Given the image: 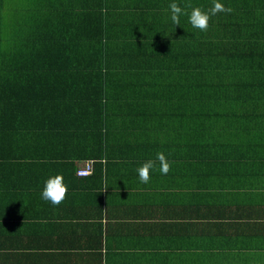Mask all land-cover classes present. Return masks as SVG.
<instances>
[{"label":"trees","instance_id":"1","mask_svg":"<svg viewBox=\"0 0 264 264\" xmlns=\"http://www.w3.org/2000/svg\"><path fill=\"white\" fill-rule=\"evenodd\" d=\"M52 1L30 0L26 10H33L31 15L17 23L4 45L7 0H0V222L13 216L7 214L16 210L15 201L34 202L41 195L37 182L43 176L36 174L44 171L45 184L67 171V155L49 161L59 143L68 144L69 156L77 157L79 151L84 164L76 171V165L71 167L72 175L88 182L99 168L100 177L106 176L104 150L114 154L112 159L120 156L114 139L124 140L127 130L140 139L148 137L158 152L172 150L166 158L183 172L180 190L186 199L207 198V170L223 184L224 151L251 159L254 152L240 150L231 134L230 129L240 126L224 121L245 120L246 130H254L250 121H256L264 133V0H219L233 11L212 16L206 32L194 28L189 15L193 7L209 11L214 0ZM172 2L188 13L179 24L171 21ZM47 9L56 12L47 15ZM146 10H160L170 18L165 33L153 35L162 37L161 45L151 38L157 16L141 14ZM114 17L120 21L117 32L110 28ZM114 71L145 88L130 111L114 109L119 105L113 103L107 82ZM170 121L181 129L177 140L164 134ZM225 134L232 141L224 143ZM261 145L256 149L264 150ZM88 165L91 174L79 176ZM227 185L238 191L231 177ZM100 187L98 192L103 181ZM195 213L205 217L211 207ZM10 251L7 240L0 242L1 261L9 259Z\"/></svg>","mask_w":264,"mask_h":264},{"label":"crops","instance_id":"2","mask_svg":"<svg viewBox=\"0 0 264 264\" xmlns=\"http://www.w3.org/2000/svg\"><path fill=\"white\" fill-rule=\"evenodd\" d=\"M109 11L118 14V10ZM151 11L140 13L151 18L157 16L150 26L154 28L151 38L161 45L162 37L153 35L165 33L170 18L160 10ZM119 23L116 17L111 19V30L117 32ZM119 72L109 73L107 82L112 86L109 92L113 103L119 105L114 109L122 107L130 111L128 107L136 106L133 102L141 98L140 92L145 88L135 86L128 76ZM174 121L165 125L170 130L164 134L177 140L181 129L173 128ZM245 122L224 121L242 128L230 129L240 150L246 153L250 148L263 157L251 154L250 160L243 161L240 154L224 151L223 184L218 185L219 175L211 173L210 176L207 170L205 200L198 196L183 197L180 190L183 172L176 165L171 164L169 173L163 175L157 161L150 181L141 183L137 168L145 161L156 160L158 151L150 145L148 137H135L130 133L132 130L124 132V140H113L115 151L121 147L118 158L112 159L114 154L107 149L103 151L106 176L100 177L99 168L98 176L88 182L72 175L84 164L78 159V149V156L72 157L66 149L68 144L59 143L54 158L49 161L55 162L62 155L68 157L70 166L61 172L69 187L67 199L58 206L43 200L41 195L34 198V202L15 201L16 210L7 214L13 216L7 218L8 222H0V242L7 240L12 253L8 260H0L1 264H264V150L256 149L257 145L262 147L264 133L257 127L258 122L250 121L254 130H246ZM222 140L224 143L232 141L226 134L222 135ZM141 143L147 146L139 147ZM122 158L125 161H121ZM75 165L77 168L72 171ZM43 173L36 174L43 176L37 182L41 189ZM229 177L238 191L224 186ZM101 181L104 187L98 192ZM87 186L93 189L86 191ZM199 207L202 211L211 207V213L201 217L195 213ZM15 215L21 217L12 219Z\"/></svg>","mask_w":264,"mask_h":264},{"label":"clouds","instance_id":"3","mask_svg":"<svg viewBox=\"0 0 264 264\" xmlns=\"http://www.w3.org/2000/svg\"><path fill=\"white\" fill-rule=\"evenodd\" d=\"M171 11V20L174 24L180 23L181 15H188L185 10L180 7L176 2L169 4ZM233 10L230 7H225L219 0H214L213 7L209 11H203L200 7H193L189 15V21L194 28L200 31H207L209 28V22L212 16L224 12L231 13ZM159 161V171L163 175H167L171 170V163L167 160L163 152L156 154V160L145 161L141 166L137 168L139 180L143 184H147L151 179V173L156 168V162ZM90 174V173H89ZM68 186L64 182L62 175L57 174L49 177L44 184L41 191V198L50 202L54 206H58L67 199Z\"/></svg>","mask_w":264,"mask_h":264},{"label":"rangeland","instance_id":"4","mask_svg":"<svg viewBox=\"0 0 264 264\" xmlns=\"http://www.w3.org/2000/svg\"><path fill=\"white\" fill-rule=\"evenodd\" d=\"M55 1V2H54ZM52 1L53 3H57L58 0ZM30 0H7L6 8L3 10V16H4V23L7 24L5 28V33L3 39L5 40L3 42L4 45H7V39H11L10 35L12 34V30L16 27L17 23L19 21L24 20L28 15H31V11L33 10H26V6L28 7ZM11 7H15L12 10H9ZM45 14L49 15L53 12H56V10H43ZM102 12L106 13L105 10H102ZM116 29V28H115ZM13 50L12 48H8V50ZM120 105H124L122 101H118Z\"/></svg>","mask_w":264,"mask_h":264},{"label":"built area","instance_id":"5","mask_svg":"<svg viewBox=\"0 0 264 264\" xmlns=\"http://www.w3.org/2000/svg\"><path fill=\"white\" fill-rule=\"evenodd\" d=\"M89 173L91 174V166H87L85 169H80L78 171V175L83 177V176H87L89 175Z\"/></svg>","mask_w":264,"mask_h":264}]
</instances>
